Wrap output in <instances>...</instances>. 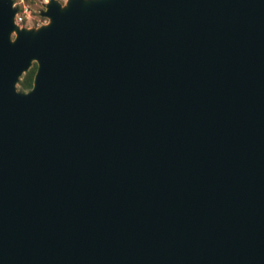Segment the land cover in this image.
Masks as SVG:
<instances>
[{
	"label": "water",
	"instance_id": "1",
	"mask_svg": "<svg viewBox=\"0 0 264 264\" xmlns=\"http://www.w3.org/2000/svg\"><path fill=\"white\" fill-rule=\"evenodd\" d=\"M12 3L0 264H264V0H47L36 28Z\"/></svg>",
	"mask_w": 264,
	"mask_h": 264
},
{
	"label": "flooded vegetation",
	"instance_id": "2",
	"mask_svg": "<svg viewBox=\"0 0 264 264\" xmlns=\"http://www.w3.org/2000/svg\"><path fill=\"white\" fill-rule=\"evenodd\" d=\"M160 243L164 245L165 243L172 244L174 242L162 240ZM178 243L181 246L175 252H172L169 247L164 246V250L160 253L163 259L161 264H211V256L208 252L205 254L203 251L194 249L184 241H179ZM146 259L147 264H160L161 260L160 256L157 260L150 259V256Z\"/></svg>",
	"mask_w": 264,
	"mask_h": 264
},
{
	"label": "rangeland",
	"instance_id": "3",
	"mask_svg": "<svg viewBox=\"0 0 264 264\" xmlns=\"http://www.w3.org/2000/svg\"><path fill=\"white\" fill-rule=\"evenodd\" d=\"M56 1H58L61 5H63L65 2V0H56ZM16 2L17 0H13V3H16ZM24 3L28 8L29 13H30L29 16L31 17V21H29L27 25H29L32 28H36L38 26H41L47 23L46 19L40 18L38 16V13L43 10V7L41 6L42 3H40L37 0H32V1L25 0ZM16 89L18 90L17 86H16Z\"/></svg>",
	"mask_w": 264,
	"mask_h": 264
},
{
	"label": "built area",
	"instance_id": "4",
	"mask_svg": "<svg viewBox=\"0 0 264 264\" xmlns=\"http://www.w3.org/2000/svg\"><path fill=\"white\" fill-rule=\"evenodd\" d=\"M25 0H17L16 3H12V6L17 9V13L14 16V23L18 26L30 27L28 24L31 21V17L29 16V10L24 3ZM32 1V0H27ZM40 3H45L46 0H37ZM32 24V23H31Z\"/></svg>",
	"mask_w": 264,
	"mask_h": 264
},
{
	"label": "trees",
	"instance_id": "5",
	"mask_svg": "<svg viewBox=\"0 0 264 264\" xmlns=\"http://www.w3.org/2000/svg\"><path fill=\"white\" fill-rule=\"evenodd\" d=\"M34 71L35 64H32V66L20 77L19 81L17 82L18 91L26 92L30 89Z\"/></svg>",
	"mask_w": 264,
	"mask_h": 264
}]
</instances>
